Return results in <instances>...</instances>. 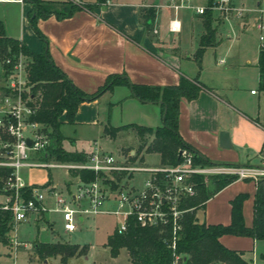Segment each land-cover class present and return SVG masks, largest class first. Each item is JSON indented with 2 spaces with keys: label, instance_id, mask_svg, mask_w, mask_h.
Returning a JSON list of instances; mask_svg holds the SVG:
<instances>
[{
  "label": "crops",
  "instance_id": "obj_1",
  "mask_svg": "<svg viewBox=\"0 0 264 264\" xmlns=\"http://www.w3.org/2000/svg\"><path fill=\"white\" fill-rule=\"evenodd\" d=\"M0 1L16 3L14 0ZM58 1L60 0L49 2ZM79 1L93 4L96 0ZM162 2L163 0H105L91 11L77 10L68 18L56 20L50 16L46 19H37L36 27L46 40L52 63L85 94L95 92L110 75H124L135 85L159 87L176 85L179 76L188 80L195 79L200 86L196 98L191 101L180 99L178 103L177 132L182 141L213 164L228 166L264 164V112L261 115L260 99L256 92L247 91L244 81L231 76L230 70L235 68V59L229 60L228 63L224 62L227 66L222 70L220 69L222 62L216 63V60L212 65L214 72L205 73L201 69L206 49H211L215 55L221 47V42H227L234 33L231 32L229 35L222 24L218 25L215 28V45L204 50L200 69L197 70L193 53L203 31L200 24H195L191 30V25L186 26L184 20L187 18L197 23L199 16L181 13L180 32L168 33L166 23L171 18L170 12L153 8ZM148 8L153 10L150 32L144 29L141 18L143 11ZM28 10L29 5L26 13ZM21 21L23 23L21 31L14 37L8 35L3 25L5 35L18 40L28 51L39 53L41 50L39 40L27 26V20L23 15ZM153 29L156 30V34L152 33ZM240 30L244 28L241 27L239 32ZM190 31L192 32L189 33ZM234 39L238 40V34ZM255 70L254 81L258 87L256 63ZM112 91L117 92V102L120 101L121 105L130 108L133 117L123 124L112 125L108 119L101 121L100 98L81 103L71 123H65L64 118H60L61 125L72 126L74 135L69 139L61 134L64 137L61 143L63 150H65L63 143L67 139L72 145L83 144L81 149L68 152H80L86 156L91 151L93 143L100 147L103 139H106L107 136L103 133L105 127L134 124L155 128L160 125L161 117L157 104L134 100L124 86H114L108 92ZM260 93L264 95V91L259 90ZM92 129H96L97 135L88 145L85 136ZM127 131L131 132L133 142H136L131 130L119 132ZM220 132H226L228 136L226 148L220 146ZM135 152L129 150V158L136 156ZM50 175L49 171L42 182L33 184L47 181L52 185ZM254 192V181H233L210 197L202 210L195 212L196 219L208 225H227L230 215L229 202L236 195L245 194L241 214L243 224L249 227L252 221ZM257 241L229 235L218 238V242L225 248L241 253L243 258L245 255L250 256L249 264H264V258L257 257L253 252Z\"/></svg>",
  "mask_w": 264,
  "mask_h": 264
},
{
  "label": "trees",
  "instance_id": "obj_2",
  "mask_svg": "<svg viewBox=\"0 0 264 264\" xmlns=\"http://www.w3.org/2000/svg\"><path fill=\"white\" fill-rule=\"evenodd\" d=\"M105 0H96L93 4L81 3L56 9L58 2L43 0H23L29 5L26 20L29 28L39 40V53L28 51L18 40L7 37L0 20V64L3 73H8L19 58L23 59L26 73V87L29 104L34 109L30 121L42 124L49 138L45 156L41 160H53L61 163H83L85 156L80 152H68L62 149L64 137L59 131L60 118L65 123H71L79 104L96 100L102 93L114 86H124L130 92V97L141 103L157 104L160 110V125L147 128L134 124L119 127L103 128L104 135L114 138L119 131L131 130L138 142L136 155L140 153L157 154L159 164L175 165L178 161V150L185 148L194 153L193 164L198 166L214 165L207 161L189 145L184 143L177 132L178 103L180 99L191 101L196 98L200 86L196 80H188L179 76L178 83L173 86H146L131 84L124 75H110L95 92L85 94L78 90L66 76L52 63L47 43L36 27L37 19L53 16L56 20L70 17L77 10L91 11ZM213 0H206L210 4ZM142 25L151 31L153 10L148 8L141 14ZM202 34L198 46L193 53V61L200 69V60L204 50L215 45V28L212 27V13L206 12L199 16ZM258 73V89L264 91V52L258 53L256 60ZM2 174L0 173V176ZM73 176L81 182L94 179L92 172L74 171ZM236 181L235 177L212 176L203 180L202 176H194V194L184 199L182 208L188 209L182 218V230L175 244L176 254L183 256V264H249L242 254L229 250L218 242L224 235L246 237L251 240L264 239V179L255 182L253 195L252 221L249 227L243 224L241 206L245 194L236 195L230 202L229 223L227 225H208L198 222L195 216L197 210H202L205 202L222 188ZM27 190V188H25ZM10 215L0 211V244L8 242L7 233L10 230ZM165 234L156 229L140 228L129 223L126 231L117 234L114 230L106 236L103 246L107 248L111 258H115L120 250L127 254L129 264H170L171 251L165 246ZM34 251L42 259L59 257L64 263L68 258L84 256L87 247H78L63 243H34ZM264 258V255L261 256Z\"/></svg>",
  "mask_w": 264,
  "mask_h": 264
},
{
  "label": "built area",
  "instance_id": "obj_3",
  "mask_svg": "<svg viewBox=\"0 0 264 264\" xmlns=\"http://www.w3.org/2000/svg\"><path fill=\"white\" fill-rule=\"evenodd\" d=\"M63 1L81 4L79 0ZM14 2L21 4L23 0ZM153 8L170 12L166 31L171 34L180 32L181 13L202 16L209 11L218 13L223 21L235 18L241 27L252 30L257 53L264 52V0H253L247 7L234 5L233 0H213L210 4H200L197 0H163ZM152 33L156 34V30ZM23 73L24 64L19 58L9 72L11 78L0 102V211L10 215L9 232L18 224L34 222L53 213L61 216L65 234L74 232L77 222H83L85 217L109 216L116 221L113 230L117 234L124 233L129 223L165 234L163 242L172 254L170 264H183V256L176 254L175 244L182 230L183 215L189 211L181 206L185 198L194 194L193 177L202 176L205 180L212 176H233L236 180L254 182L264 179V164L198 166L193 164L194 153L185 148L178 150L179 161L175 165L155 167L131 166L127 159L114 157L101 150L97 143L92 144L83 163L41 160L39 156H45L49 138L42 124L29 120L34 109L24 93L26 73L22 76ZM22 169L45 170V176L52 169L62 170L65 175L68 171L85 170L92 172L94 179L81 182L75 177L76 184L64 196L47 181L24 183L20 176ZM121 173L129 175L123 183L115 179ZM140 175L143 178L136 181ZM69 202L74 204L73 208ZM8 241L13 249L19 245L14 235L8 236Z\"/></svg>",
  "mask_w": 264,
  "mask_h": 264
},
{
  "label": "rangeland",
  "instance_id": "obj_4",
  "mask_svg": "<svg viewBox=\"0 0 264 264\" xmlns=\"http://www.w3.org/2000/svg\"><path fill=\"white\" fill-rule=\"evenodd\" d=\"M44 1V0H43ZM46 1H57V0H46ZM198 1V0H197ZM200 4H204L206 0H199ZM253 0H233L234 5L247 7L251 5ZM58 3L61 5L53 6L56 9L66 8L72 4L67 1L60 0ZM27 3L12 4L0 1V20L3 23L6 32L10 37L18 35L22 28V15L26 18ZM76 5V4H74ZM212 27L216 28L222 24L225 32L231 35L234 33L231 39L228 41H222L219 51H216L215 55L211 49H206L205 55L202 59L201 69L205 73L214 72L212 68L214 60L218 63L222 61L220 69H224L229 60L235 59V68L230 70L232 77L244 81V85L248 90H253L259 96L261 105V115L264 112V95L259 94V89L254 81L255 77V63L257 59V49L255 38L252 30L249 27L242 25L244 30H240L241 26H238V21L235 18L230 17L228 21H223L218 13H212ZM184 24L186 26L191 25L192 30L195 24H200V20L196 23L194 20L185 19ZM28 26V25H27ZM29 27V26H28ZM27 27V28H28ZM219 28V27H218ZM229 29L231 31H229ZM31 30V29H30ZM190 31L189 33H191ZM33 33V32H32ZM235 40L234 38H237ZM223 36V35H222ZM226 40V39H225ZM229 46V47H228ZM22 62L23 59L21 58ZM247 63V64H246ZM10 72V71H9ZM9 72L3 73V69L0 64V102L2 95L5 91V87L11 78ZM233 74V75H232ZM25 73L22 74V76ZM2 76V77H1ZM236 76V77H235ZM25 94H28V87L25 88ZM110 91V90H109ZM108 92V91H106ZM102 93L97 99L100 98L99 104V115L101 121L108 119V122L112 125H120L125 123L128 119L132 118L133 112L126 105H121V102H117V92L112 91L108 93ZM255 100V99H254ZM119 127V126H118ZM116 128V127H115ZM61 134L67 138H73L72 126L64 124L59 127ZM97 135L96 129L90 130L85 136L88 139L87 144L90 145L91 139ZM132 134L130 131L119 132L112 139L106 137L100 145V149L103 151H109L116 158L127 159L131 166H143V167H155L159 165V157L157 154H145L141 153L134 157H128L129 150H137L138 142H133ZM81 143H75L72 145L66 139L63 143V148L67 151L74 149H81ZM107 149V150H106ZM50 182L55 186L56 190L60 191L65 196V192L72 190L73 185L76 184V178L73 176L74 171H68L66 175L62 170H50ZM46 174L45 170H20V176L24 183H40L42 182ZM129 175L121 173L115 175V179L118 182L123 183ZM143 176H137L136 181H140ZM67 198V195H66ZM72 202H69L70 207H74ZM116 221L109 216H96V217H85L83 222H77V229L70 233L65 234L62 229L61 216L58 214H49L42 219H37L34 222L29 221L26 223L18 224L15 230L10 231L7 234L12 238L14 235L19 245L13 249L9 241L6 244H0V264H129L127 254L124 250H120L119 254L115 258H111L108 254L107 248L103 246L106 236H108L115 226ZM34 243H63L69 245H76L78 247L86 246L87 252L84 256L68 258L64 263L59 261V257H50L42 260L34 251ZM253 252L257 257L264 254V239L258 240ZM244 258L248 261L250 256L245 255ZM259 258L257 262L259 263ZM45 262V263H44Z\"/></svg>",
  "mask_w": 264,
  "mask_h": 264
},
{
  "label": "water",
  "instance_id": "obj_5",
  "mask_svg": "<svg viewBox=\"0 0 264 264\" xmlns=\"http://www.w3.org/2000/svg\"><path fill=\"white\" fill-rule=\"evenodd\" d=\"M219 138L221 141L220 146L222 148L228 147V136H227L226 132H220Z\"/></svg>",
  "mask_w": 264,
  "mask_h": 264
}]
</instances>
